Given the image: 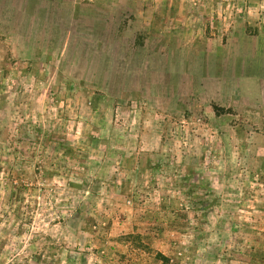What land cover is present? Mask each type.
<instances>
[{"label":"rangeland","instance_id":"obj_1","mask_svg":"<svg viewBox=\"0 0 264 264\" xmlns=\"http://www.w3.org/2000/svg\"><path fill=\"white\" fill-rule=\"evenodd\" d=\"M264 264V0H0V264Z\"/></svg>","mask_w":264,"mask_h":264},{"label":"trees","instance_id":"obj_2","mask_svg":"<svg viewBox=\"0 0 264 264\" xmlns=\"http://www.w3.org/2000/svg\"><path fill=\"white\" fill-rule=\"evenodd\" d=\"M157 259L160 264H171V260L162 253L157 254Z\"/></svg>","mask_w":264,"mask_h":264}]
</instances>
